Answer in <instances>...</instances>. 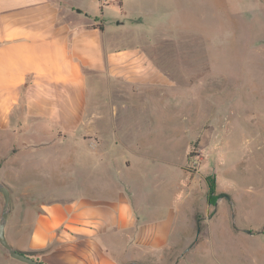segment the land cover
I'll list each match as a JSON object with an SVG mask.
<instances>
[{"label":"crops","instance_id":"obj_1","mask_svg":"<svg viewBox=\"0 0 264 264\" xmlns=\"http://www.w3.org/2000/svg\"><path fill=\"white\" fill-rule=\"evenodd\" d=\"M130 1L139 2L0 0V133L28 153L20 166L34 167L36 195L46 199L31 243L18 250L35 252L42 264H144L182 231L187 197L177 204L167 196L180 181L151 169L162 167L163 156L134 144L125 146L130 155L107 162L98 129L138 134L123 124L125 109L140 92L161 96L171 86L143 47L118 45L145 33L105 25L126 19ZM58 135L83 137L61 153ZM136 169L137 180L123 177Z\"/></svg>","mask_w":264,"mask_h":264},{"label":"rangeland","instance_id":"obj_2","mask_svg":"<svg viewBox=\"0 0 264 264\" xmlns=\"http://www.w3.org/2000/svg\"><path fill=\"white\" fill-rule=\"evenodd\" d=\"M124 11L126 19L105 25L145 33L118 45L143 47L171 86L161 96L140 92L125 109L123 124L138 134L114 135L111 125L99 126L109 148L104 157L111 162V156L130 155L125 146L134 144L156 148L163 164L152 171L163 168L168 181H180L169 200H188L178 206L187 213L175 244L146 256L144 264H264V0H139ZM96 24L103 25L98 18ZM57 137L64 153L83 136ZM19 145L0 133V182L9 188L5 237L25 249L46 199L36 195L34 167L20 166L28 153ZM139 176L137 169L123 175ZM2 205L0 193V215ZM0 264L24 263L0 246Z\"/></svg>","mask_w":264,"mask_h":264},{"label":"water","instance_id":"obj_3","mask_svg":"<svg viewBox=\"0 0 264 264\" xmlns=\"http://www.w3.org/2000/svg\"><path fill=\"white\" fill-rule=\"evenodd\" d=\"M0 193L3 196V205L0 215V246L5 252L14 260L24 264H42L41 262L33 259L32 257L25 254L24 251L13 248L6 240L5 237V225L8 217V204H9V188L4 183L0 182ZM246 233L251 234L244 230Z\"/></svg>","mask_w":264,"mask_h":264},{"label":"trees","instance_id":"obj_4","mask_svg":"<svg viewBox=\"0 0 264 264\" xmlns=\"http://www.w3.org/2000/svg\"><path fill=\"white\" fill-rule=\"evenodd\" d=\"M209 197L210 199H212V196H213V186L210 185V188H209ZM26 255L32 257V253H28V252H25ZM33 258V257H32ZM34 259V258H33ZM35 260L39 261L37 258H35ZM40 262V261H39Z\"/></svg>","mask_w":264,"mask_h":264}]
</instances>
